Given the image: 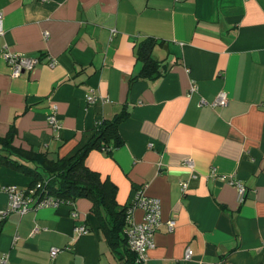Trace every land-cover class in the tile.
<instances>
[{
  "label": "crops",
  "instance_id": "crops-1",
  "mask_svg": "<svg viewBox=\"0 0 264 264\" xmlns=\"http://www.w3.org/2000/svg\"><path fill=\"white\" fill-rule=\"evenodd\" d=\"M0 11V135L12 124L13 141L56 158L123 113L121 144L84 162L116 184L131 223L137 192L158 199L141 264H264V0H0ZM143 37L159 41L149 75ZM5 51L36 61L12 75ZM29 182L0 164V209L5 185ZM30 205L0 218L3 264H123L88 198Z\"/></svg>",
  "mask_w": 264,
  "mask_h": 264
},
{
  "label": "trees",
  "instance_id": "trees-1",
  "mask_svg": "<svg viewBox=\"0 0 264 264\" xmlns=\"http://www.w3.org/2000/svg\"><path fill=\"white\" fill-rule=\"evenodd\" d=\"M156 41L152 37H143L135 42V54L142 60V73L145 75L151 73L155 62L149 53L154 44L159 42ZM123 117V113H115L111 118L103 120L96 125L86 142L69 155L56 158L47 156L44 151L22 147L13 141L15 128L10 124L6 132L0 135V164L30 176L27 186L34 188L28 193L32 202L47 195L62 201L80 196L88 198L89 210L97 215L98 228L109 245L116 248L123 257V264H141L137 251L128 246L124 236L129 204L117 203L116 184L84 162L86 153L93 147L109 148L121 144L122 139L116 126ZM37 183L39 187H36Z\"/></svg>",
  "mask_w": 264,
  "mask_h": 264
},
{
  "label": "built area",
  "instance_id": "built-area-1",
  "mask_svg": "<svg viewBox=\"0 0 264 264\" xmlns=\"http://www.w3.org/2000/svg\"><path fill=\"white\" fill-rule=\"evenodd\" d=\"M2 33V13L0 11V34ZM3 58L10 67V74L16 75L23 68H30L32 64L35 63L34 58H23L16 53L3 52ZM91 95H87L86 99H91ZM225 102V93L223 91L217 92L212 103L223 104ZM264 106V102H262ZM53 110V109H52ZM49 122H51L53 127H57L55 112L48 113L46 116ZM231 182L236 186L237 197L240 198L244 192V186L241 182L236 179H232ZM184 183V182H183ZM39 187V183L36 184ZM5 191L7 193L8 202L6 210L0 212V217L4 216L7 210H16L20 213L24 212L29 208V203H31V197L28 193L33 191L32 186H9ZM58 199L52 197L51 195L43 196L35 199L32 202L31 207H39L46 204H56ZM134 204H137L143 210L142 220L137 223L130 222V215H127V225L124 228V236L128 246L137 251V256L140 261L144 260L146 257V249L153 245V233L155 228L158 226L159 219V204L158 199L153 196L144 195L142 192H137L134 196ZM132 207L127 206V213L130 212ZM168 228L172 227V220L168 219L166 222ZM36 229V227H35ZM84 226L81 224L74 225L73 233L78 234L84 231ZM59 248L51 246L49 248L50 260L55 256ZM190 249H186L185 256H188ZM4 255V254H2ZM6 257H0V264H3Z\"/></svg>",
  "mask_w": 264,
  "mask_h": 264
},
{
  "label": "rangeland",
  "instance_id": "rangeland-1",
  "mask_svg": "<svg viewBox=\"0 0 264 264\" xmlns=\"http://www.w3.org/2000/svg\"><path fill=\"white\" fill-rule=\"evenodd\" d=\"M16 184H13V183H10V184H7V185H5L6 186V188H8L9 186H15ZM23 187H25V186H23ZM7 194V193H6ZM7 202H8V200H7ZM35 207V206H34ZM40 207V206H39ZM7 208H3V209H0V212L1 211H4V210H6Z\"/></svg>",
  "mask_w": 264,
  "mask_h": 264
}]
</instances>
